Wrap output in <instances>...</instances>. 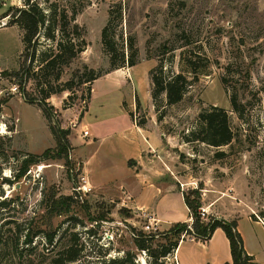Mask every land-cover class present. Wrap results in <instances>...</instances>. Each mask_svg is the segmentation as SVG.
I'll list each match as a JSON object with an SVG mask.
<instances>
[{
	"label": "rangeland",
	"instance_id": "rangeland-1",
	"mask_svg": "<svg viewBox=\"0 0 264 264\" xmlns=\"http://www.w3.org/2000/svg\"><path fill=\"white\" fill-rule=\"evenodd\" d=\"M23 1L0 0V201L13 200L9 207H0V264H53L70 233L76 234L85 254L73 264H94L99 257H121L129 250L136 253L137 264H154L160 246L175 239L168 228L159 226L150 213L139 209L138 200L133 204L128 197H107L94 188L88 192L77 189L84 183L78 155L83 159L91 156L92 163L104 167L119 168L117 159L121 155L114 148L122 139L132 137L127 131L130 113L137 123L153 128L156 139L163 142V150L175 164L182 193L193 200L199 195L202 208L204 197L207 203L215 199L223 209L230 208L227 214H251L264 221V0H71L70 5L79 10L76 22L83 28L88 46L64 67L60 82L77 72L84 73L85 65L103 78H98L94 91L96 80L77 85L76 103L69 108H64L69 91L53 94L48 99L54 108L52 121L38 102L43 76L27 80L24 71L13 75V71L30 63L22 54L23 30L8 23ZM39 1L47 10L52 2L66 5L69 0ZM119 3L123 5V25L115 31L117 35H133L139 54L136 65L112 70L101 33L110 7L116 9ZM183 31L190 44L177 48L172 64L165 62L168 72L181 71L180 52L184 48L205 52L211 60L210 68L181 102L168 105L162 95L157 106L150 70L159 64L163 43L175 47L184 44L185 38L180 37ZM41 42L39 49L49 43L43 36ZM231 63V71L242 72L238 84L242 115L233 109L222 82ZM34 64L37 67L38 62ZM88 86L93 95L90 106ZM211 104L228 111L235 133L232 142L221 147L185 142L183 133L194 128L201 109ZM88 107L83 124L89 132L93 128L100 139L96 144L81 145L80 139L90 135L79 126ZM52 123L70 129L69 158L32 164L25 176L15 179L22 157L57 146ZM218 152L224 154L219 156ZM59 197H73L69 212L59 215L51 209ZM211 215L206 213L204 221L208 222ZM27 219H33L35 230H59L62 239L52 252H47L53 246L46 243L42 233L30 246L22 242L26 230L18 236L10 221L21 223ZM241 228L251 235L249 242L259 245V256L264 260L261 226L245 220ZM140 233L154 235L152 254L136 247L135 237ZM185 239L197 240L191 236ZM191 251L197 250L186 243L181 258ZM165 263L178 264L175 253L168 255Z\"/></svg>",
	"mask_w": 264,
	"mask_h": 264
},
{
	"label": "trees",
	"instance_id": "trees-1",
	"mask_svg": "<svg viewBox=\"0 0 264 264\" xmlns=\"http://www.w3.org/2000/svg\"><path fill=\"white\" fill-rule=\"evenodd\" d=\"M70 1L66 5L52 2L46 10L39 0H24L23 6L18 7L12 13L8 22L9 24H17L23 30L24 51L22 54L30 60L29 65H24L19 70L13 71V75L17 76L21 71H24L27 80L31 78L40 79L43 76L44 80L40 79L39 81L42 97L38 102L49 121H52L54 108L49 105L48 99L53 94L69 91L70 95L65 100L64 108L72 107L76 103V98L74 97L76 86L92 83L101 76L95 69L88 68L85 65L84 73L80 74L77 72L69 80L60 82L64 67L69 66L81 56L88 46L84 30L76 22L79 10L74 4L70 5ZM122 25L123 5L119 3L116 9L115 6L110 7L108 22L101 33L102 44L109 55L112 70L134 66L137 63L139 51L135 37L131 34L124 36V32L117 35L115 31V28H122ZM41 36L49 41L44 49H39L42 44ZM180 37L182 39L185 38V41L179 47L170 46L168 43H163L160 46L159 64L150 70L153 85L152 97L157 106H159L158 100L162 95H165L166 104L168 105L181 102L191 91V88L199 82L201 76L208 73L210 68L211 60L205 52L184 48L180 52L181 71L177 72L172 69L168 72L165 62L169 61L172 64L175 60L177 48H183L190 44L185 31L181 33ZM36 57L38 58L36 59ZM35 61L38 62L37 67L34 64ZM232 65L234 63L227 65V73L222 77V82L229 93L233 109L242 115L238 87L239 82L242 80V72L238 69L231 71ZM86 90V98L90 101L92 87L88 86ZM130 115L132 117L131 113ZM138 124L143 125L144 122ZM51 131L56 138L57 146L54 149H46L42 154L29 153L22 157L15 179L25 176L32 164H37L47 159L69 158L71 149L69 140L70 129L62 128L59 123H52ZM234 135L228 111L224 107L211 104L201 109L194 128L188 133H183L182 137L188 143L199 141L214 147H221L230 144ZM217 154L220 156L224 153L218 152ZM183 195L190 209L192 222H178L168 229L173 233L175 239L169 244L160 246L159 252L154 254V264H166L165 258L175 252L180 241L185 239L186 236L206 242L218 228L224 230L230 241L232 261L226 264H262L257 262L253 255H250L245 249L244 239L238 229L237 220H227L211 215L209 216V221L206 222L200 214V207H202L201 197L198 195L193 200L184 192ZM71 199L73 197H59L55 199L51 209L59 215L63 212H69L71 206L69 200ZM12 201V199H3L0 201V207H9ZM100 219L105 220L102 216ZM32 221L33 219H27L21 223L16 221H10V223H14L18 236L22 234L23 230H26L22 242L29 246L34 242V237L42 233L46 243L53 246V249L48 250L47 248V252H52L62 239L59 236V230H35L33 229ZM153 238L154 235L140 233L135 237L136 247L148 250L152 254L150 250ZM84 255V247L79 246L76 234L70 233L69 241L61 247L57 252V257L52 262L53 264H73L84 258ZM136 258V253L129 250L125 251L121 257H99L94 264H137Z\"/></svg>",
	"mask_w": 264,
	"mask_h": 264
},
{
	"label": "crops",
	"instance_id": "crops-1",
	"mask_svg": "<svg viewBox=\"0 0 264 264\" xmlns=\"http://www.w3.org/2000/svg\"><path fill=\"white\" fill-rule=\"evenodd\" d=\"M99 79H96L93 91ZM126 111L129 113V110ZM88 112L89 107L79 125L83 130H87L83 122ZM152 129L147 124H138L134 118L130 117L127 131L132 133V137L122 139L114 148L121 155L117 159L120 164L118 169L114 166L104 167L97 162L92 163L91 156L83 159L78 155V159L81 162L83 176L96 192L107 197H111L113 194L116 197H128L133 204L138 200L137 207L139 209L143 208L145 213H150L156 219L159 226L169 229L178 222L190 223L192 217L184 195L179 190L181 181L175 173V164L169 160L167 150H163V142L156 139ZM89 134L87 139H80L81 145L99 142L100 138L93 128ZM150 153L155 154L149 155ZM205 200L204 197L203 202L207 213L227 220L238 221V229L243 236L245 249L250 255H253L257 262L264 264V260L259 256L260 249L257 248L259 245L249 242L251 235H247L241 228L242 221L248 220L261 226L264 232V223L259 219H254L251 214H227V210L230 208L223 209L219 200L213 199L214 201L211 200L209 203ZM186 243L193 244L197 251H191L182 259L180 253ZM174 253L178 264H226L232 261L230 241L221 228L216 229L213 236L206 242L191 239L181 240Z\"/></svg>",
	"mask_w": 264,
	"mask_h": 264
},
{
	"label": "built area",
	"instance_id": "built-area-1",
	"mask_svg": "<svg viewBox=\"0 0 264 264\" xmlns=\"http://www.w3.org/2000/svg\"><path fill=\"white\" fill-rule=\"evenodd\" d=\"M135 121H137L136 117H135ZM82 180L84 183L82 185H77V189L78 190H84L86 192L91 191L93 189V187L90 185V183L88 182L86 177L83 176ZM200 208H202V207H200ZM201 210H202V211H200L201 217H202V219H205V215H206L207 211L205 208H202ZM260 220L264 223V221L262 219H260Z\"/></svg>",
	"mask_w": 264,
	"mask_h": 264
},
{
	"label": "water",
	"instance_id": "water-1",
	"mask_svg": "<svg viewBox=\"0 0 264 264\" xmlns=\"http://www.w3.org/2000/svg\"><path fill=\"white\" fill-rule=\"evenodd\" d=\"M6 24V23H5Z\"/></svg>",
	"mask_w": 264,
	"mask_h": 264
}]
</instances>
